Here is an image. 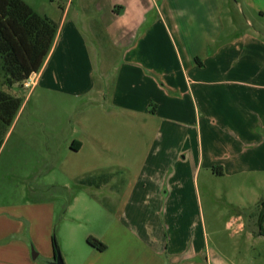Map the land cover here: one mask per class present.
I'll use <instances>...</instances> for the list:
<instances>
[{
	"label": "crops",
	"instance_id": "obj_1",
	"mask_svg": "<svg viewBox=\"0 0 264 264\" xmlns=\"http://www.w3.org/2000/svg\"><path fill=\"white\" fill-rule=\"evenodd\" d=\"M175 1L179 8L169 12V25L160 11L146 18L147 0L91 5L81 0L73 17L68 6L42 14L57 31L40 70L32 74L33 86L91 99L92 107L77 123L80 136L69 147L80 153L104 130L106 153L130 178L116 181L117 172H110L105 180L83 181L106 192L117 210L110 212L113 217L120 213L116 231L110 230L111 244L104 245V264L212 263L203 249L205 235L192 232L195 223L182 217L198 198L200 171L264 176V67L256 66L264 62V42L257 31L225 23L226 0ZM89 8L96 20L86 13ZM84 34L94 49L119 53L111 74L105 66L115 61L108 56L97 62L96 75ZM176 129L187 131L178 138ZM52 218L53 212L47 225ZM241 220L232 218L238 230L244 228ZM183 224L186 232L178 228ZM5 226L12 224L0 218V242L7 246L0 248V264H38L40 253L33 256L29 249L32 239ZM161 229L168 231L167 246ZM46 234L45 229L44 241ZM213 255V264H227ZM44 258L43 264H54Z\"/></svg>",
	"mask_w": 264,
	"mask_h": 264
},
{
	"label": "rangeland",
	"instance_id": "obj_2",
	"mask_svg": "<svg viewBox=\"0 0 264 264\" xmlns=\"http://www.w3.org/2000/svg\"><path fill=\"white\" fill-rule=\"evenodd\" d=\"M22 1L39 15L68 6L69 17H73L81 3V0ZM85 1L91 5L93 0ZM147 1L146 18L153 19L155 12L160 11L167 25L169 12L179 8L175 0H155L153 6ZM236 1L239 6L234 4L235 0H226L225 23L232 20L241 31L251 34L257 31V40L264 42V0ZM86 13L96 20L92 9ZM84 36L90 45L96 75L101 67L97 62L108 56L115 61L114 65L105 66L106 73L111 74L119 61V53L105 46L94 49L89 36ZM96 37L97 41L102 40L100 33ZM256 66L261 69L264 62L259 60ZM25 82L11 90L0 86L1 91L23 100L12 124L3 131L0 127V218L11 222L12 226L6 228L17 229L24 239H32L29 249L33 256L40 253L36 258L38 264L45 263L44 257H50L54 263L53 241L62 264H104L108 255L88 241L110 245V230L116 231L120 213L113 217L110 212L117 210L111 209L106 192L89 188L83 181L105 180L110 172H117L116 181L130 178L123 173L119 162L107 154L109 139L104 130H98L96 141L86 145L80 153L69 147L72 139L80 136L77 123L92 107L91 99L45 92L33 85L26 88ZM186 131L176 129L175 136L182 138ZM188 167L186 164L185 168ZM198 188L195 205L183 210L182 217L193 220L192 232L205 235L207 245L203 244V249L209 251L210 264L215 261L213 252L222 256L227 264H264V236L259 234L264 228V219L263 222L259 220L260 203L264 200V176L220 177L202 170ZM52 212V222L47 225ZM237 216L242 218L243 230H238L237 222L232 221ZM186 227L184 224L178 226L181 232H186ZM45 229L44 241L42 232ZM163 229L161 234L167 246L168 231ZM5 243L0 242L1 249L7 248Z\"/></svg>",
	"mask_w": 264,
	"mask_h": 264
},
{
	"label": "trees",
	"instance_id": "obj_3",
	"mask_svg": "<svg viewBox=\"0 0 264 264\" xmlns=\"http://www.w3.org/2000/svg\"><path fill=\"white\" fill-rule=\"evenodd\" d=\"M57 31V24L37 14L22 0H0V86L11 90L21 87L32 74L37 73L48 53ZM23 100L0 90V127H9ZM2 141H0L1 147ZM259 220L264 219V200L260 203ZM260 235L264 236V228ZM88 243L104 251L99 242ZM54 260L58 248L53 241Z\"/></svg>",
	"mask_w": 264,
	"mask_h": 264
},
{
	"label": "built area",
	"instance_id": "obj_4",
	"mask_svg": "<svg viewBox=\"0 0 264 264\" xmlns=\"http://www.w3.org/2000/svg\"><path fill=\"white\" fill-rule=\"evenodd\" d=\"M34 77L32 78V75L26 80L24 86L26 88H30L33 85Z\"/></svg>",
	"mask_w": 264,
	"mask_h": 264
},
{
	"label": "water",
	"instance_id": "obj_5",
	"mask_svg": "<svg viewBox=\"0 0 264 264\" xmlns=\"http://www.w3.org/2000/svg\"><path fill=\"white\" fill-rule=\"evenodd\" d=\"M54 264H62V261H61V259L59 257V254L55 257Z\"/></svg>",
	"mask_w": 264,
	"mask_h": 264
}]
</instances>
